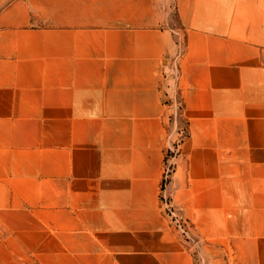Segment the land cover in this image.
Returning a JSON list of instances; mask_svg holds the SVG:
<instances>
[{
    "label": "crops",
    "instance_id": "crops-1",
    "mask_svg": "<svg viewBox=\"0 0 264 264\" xmlns=\"http://www.w3.org/2000/svg\"><path fill=\"white\" fill-rule=\"evenodd\" d=\"M0 228L12 264H264V0H0Z\"/></svg>",
    "mask_w": 264,
    "mask_h": 264
},
{
    "label": "built area",
    "instance_id": "built-area-1",
    "mask_svg": "<svg viewBox=\"0 0 264 264\" xmlns=\"http://www.w3.org/2000/svg\"><path fill=\"white\" fill-rule=\"evenodd\" d=\"M182 46L179 49V53L175 61L171 64L170 69L171 73L176 81V83L179 82L180 76H181V70H180V64H179V57H181L182 54ZM178 102L181 103V101H178V98L174 101L173 105L175 107V113L174 116H176V105ZM182 106V103H181ZM180 106V107H181ZM182 108V107H181ZM180 108V109H181ZM173 117V115H172ZM170 147L167 152V158L164 168V174H163V180H162V188H161V204L164 209V212L169 217L172 226L176 229V231L179 233V235L186 240L187 242H190L192 245H194L197 248H199V241L196 239L192 232V228L190 223L181 216L178 207L173 201L172 194L169 189V185L172 179V175L174 172V168L176 163L174 162V158L177 154L180 152V144H178L172 141V137L170 134ZM199 264H205V260L202 256H199Z\"/></svg>",
    "mask_w": 264,
    "mask_h": 264
},
{
    "label": "rangeland",
    "instance_id": "rangeland-1",
    "mask_svg": "<svg viewBox=\"0 0 264 264\" xmlns=\"http://www.w3.org/2000/svg\"><path fill=\"white\" fill-rule=\"evenodd\" d=\"M172 18L173 21H177V16L176 13L173 11L172 13ZM178 101H180V99L178 98ZM181 103L178 102V104L176 105V116H174L172 119L170 120V134L172 137V141L178 144L186 137L187 132H188V128H187V123L186 120L183 118L182 116V112H181ZM174 113H175V107H174ZM173 198V196H172ZM174 201V198H173ZM4 236V233L1 231L0 228V238ZM10 246L8 242H4L0 239V264H12V263H16V261L18 260V258L16 257H11L10 256Z\"/></svg>",
    "mask_w": 264,
    "mask_h": 264
}]
</instances>
